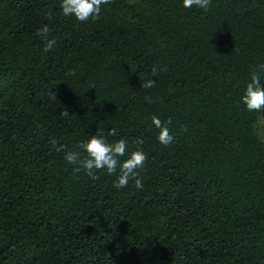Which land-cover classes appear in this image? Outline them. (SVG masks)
<instances>
[{"label": "trees", "instance_id": "1", "mask_svg": "<svg viewBox=\"0 0 264 264\" xmlns=\"http://www.w3.org/2000/svg\"><path fill=\"white\" fill-rule=\"evenodd\" d=\"M59 3L0 0V264H264V110L241 102L264 86V0H111L83 23ZM101 133L147 156L142 189L50 144Z\"/></svg>", "mask_w": 264, "mask_h": 264}, {"label": "clouds", "instance_id": "2", "mask_svg": "<svg viewBox=\"0 0 264 264\" xmlns=\"http://www.w3.org/2000/svg\"><path fill=\"white\" fill-rule=\"evenodd\" d=\"M111 0H60V14L65 17H72L78 22L95 21L100 18L102 5L110 4ZM211 0H182L184 8H196L208 11ZM48 19L52 18L49 13ZM37 35L44 41V52L50 51L55 45V39H48L50 29L47 24L37 29ZM264 70V65L258 66ZM75 75L74 72L67 73ZM157 74V69L153 67L152 75ZM155 86V81L146 80L141 87L150 89ZM148 103H152L150 97H145ZM241 102L249 112H260L264 110V86L260 83V77L253 72L250 82L246 84L244 94L241 96ZM67 115V112H62ZM169 120L167 124H170ZM166 123L162 122L158 117H151V125L158 130L157 140L162 145H168L174 139ZM109 136H116V130L110 129L107 133ZM137 145L143 143L142 140L134 141ZM50 144L56 151L64 150V160L73 165V171L79 173L84 171L92 179H97L96 172L98 170H106L108 174L116 175L113 187L122 189L128 186L132 181L136 189L143 188V180L140 171L145 166L147 156L141 150L129 152L128 142L125 139H118L115 142L108 143L104 138V134L92 135L87 140H82L77 145V150H66L63 145L55 139ZM127 156L126 159H121Z\"/></svg>", "mask_w": 264, "mask_h": 264}, {"label": "rangeland", "instance_id": "3", "mask_svg": "<svg viewBox=\"0 0 264 264\" xmlns=\"http://www.w3.org/2000/svg\"><path fill=\"white\" fill-rule=\"evenodd\" d=\"M254 129L257 136L264 140V118L261 115H258Z\"/></svg>", "mask_w": 264, "mask_h": 264}]
</instances>
